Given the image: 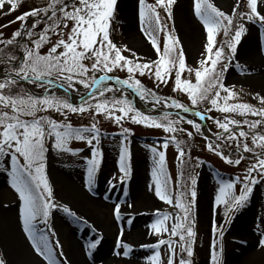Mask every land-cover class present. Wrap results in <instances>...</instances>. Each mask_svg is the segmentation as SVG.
<instances>
[{"label": "snow or ice", "instance_id": "snow-or-ice-1", "mask_svg": "<svg viewBox=\"0 0 264 264\" xmlns=\"http://www.w3.org/2000/svg\"><path fill=\"white\" fill-rule=\"evenodd\" d=\"M21 2L0 0V11L7 4L4 14L8 15L17 11ZM117 3L118 0H44L42 6H32L0 25V64L4 65L0 71V169L7 172L9 185L18 196L23 232L47 264H62L59 256L63 253L56 252L60 242H51L55 236L49 224L52 212L59 209L76 220L80 218L66 205L56 202L47 173V154L49 148L57 154L82 152L83 149L70 147L72 141L90 146L86 183L91 188L103 160L98 126L102 117L121 129L120 183L131 176L130 129L124 123L160 129L166 134L159 146L150 147L154 167L148 187L174 211L156 210L149 226L155 243L142 245L153 250L147 257L148 264H194L198 174L191 170L204 163L191 155L194 133L205 141L203 147L224 164L245 165L233 179L217 180L214 204L223 207L225 224H212L210 259L211 264H222L225 226L231 222V214L245 207L255 187L264 184V94L252 95L257 101L253 104L242 99V89L227 83V73L247 32L246 24H259L264 29V0H235L231 14L212 0H193L194 14L206 33L201 58L195 65L187 63L185 49L175 35L176 28L168 23L173 21L177 0H138L140 31L156 56L147 61L126 44L118 46L113 41ZM16 23L19 27L6 37L2 29ZM221 33L225 39L218 40ZM118 72L126 76L121 78ZM144 78L152 80L153 87H147ZM57 81L62 95L54 91ZM110 81L114 84L107 83ZM25 84L41 91L26 88ZM162 87H170L172 93L185 99L160 95ZM72 91L80 93L78 104L68 95ZM130 96L138 97L148 110L139 108ZM74 116L87 118L91 123L76 127ZM194 118L211 121L216 131ZM170 145L175 146L178 161L174 184L166 170ZM6 159L10 161L8 168L3 163ZM108 183L110 188L116 187L112 180ZM113 214L116 220L123 219L119 203L115 204ZM127 222L131 224L132 219ZM41 224L45 227L38 226ZM256 227L260 231L258 244L264 249V229L260 224ZM120 236L116 247L122 249L123 257H129L132 248L122 243ZM100 243V239L89 242V250ZM0 264H7L3 255Z\"/></svg>", "mask_w": 264, "mask_h": 264}, {"label": "rangeland", "instance_id": "rangeland-1", "mask_svg": "<svg viewBox=\"0 0 264 264\" xmlns=\"http://www.w3.org/2000/svg\"><path fill=\"white\" fill-rule=\"evenodd\" d=\"M36 1L39 2V6H42L44 3V0ZM147 2L154 3V0H147ZM212 2L222 11L231 14L235 0H212ZM8 7L6 4L5 10L0 11V17L4 15V11H7ZM173 11V21L168 23L170 25L174 24L176 28L175 35L180 38L185 49L187 63L195 65L201 58L200 53L206 41V33L202 23L194 14L193 0H177ZM246 28L247 32L242 37L240 45H238L237 57L227 73V83L230 85L235 84L237 90H243L242 99L244 101L257 104V101L253 100L251 96L255 95L256 92L264 94V29H261L259 24H246ZM188 29L191 31H188ZM111 35L113 41L118 46L126 44L138 56L143 57L145 61L156 58L150 42L147 41L140 31L138 0H118L116 20L113 22ZM223 39L225 37L221 33L218 36V40ZM163 40L164 37L161 33V46L163 45ZM246 45L250 46L249 51L253 50L254 55L258 58L259 61L255 62L257 65L244 60L243 54L246 50ZM125 54L129 55L128 53ZM236 64H239L240 67L237 68ZM261 67L263 71L260 70ZM116 74L121 78L126 76V73L118 72ZM258 74L260 78H257ZM143 83L147 87H153L154 82L144 78ZM56 84H59V82L57 81ZM33 90L36 92L41 91L40 89ZM54 91L57 95H62V91L56 86H54ZM72 92L78 98L80 97V93L84 92V89L81 86L80 93ZM159 94L174 95L177 99H185L179 94L172 93L170 87H162L159 89ZM212 115H216V113H212ZM56 118L59 117L57 116ZM72 119L76 127L81 125L87 126L91 123L87 118L81 119L74 116ZM99 119L100 124L98 126L101 128L102 133L100 147L103 151V160L97 173L96 181L91 188L86 183V162L87 158L91 157L90 146L81 141H72L70 144L71 148L83 149L77 155H71L70 153L57 154L55 150L49 148L47 154V173L56 202L59 205H66L71 212L75 213L76 217L80 218L76 220L63 211L54 209L49 221L52 231L55 232V236L51 237V242L55 245V242L59 240L60 244L56 248V252L57 254L63 253L62 256H59L62 264H72L70 253L62 239V232L56 225V222L61 223L63 230L68 229L71 235L69 236L70 238H74L79 244H83V248L78 250L80 257H84L86 261L95 263L98 256L102 254V248L106 245V241L104 240L105 235L98 229L99 223L105 221H101V218H107L116 226L114 231L120 232L123 229L121 242L129 244L132 248L129 257H123L122 249H117V251L121 252V255H119L120 260L129 264H148L147 257L152 255L153 250L142 247V245L155 243L156 238L149 234V226L155 219L156 210L174 211V209L156 198L148 187L152 183L151 172L154 167L153 154L150 151V147L159 146L161 142H143L138 140L137 136L165 138L166 134L160 129L146 128L141 125L131 124V122L124 123V127L130 129L128 147L131 152V176L124 183H120L118 161L122 140V136L120 135L121 129L110 120H105L102 117ZM194 119L201 123L197 118ZM204 122L207 124V128H210L213 132L216 131L211 121ZM184 127L192 130L188 125H184ZM195 136L193 143L195 150L194 158L198 157L204 163L199 168H193L192 170V174H198L196 185L197 202L194 209L197 222L194 264H211L210 245L211 240L214 238L212 224L213 222L217 225L225 224V217L222 214L223 207L217 208L214 204L218 189L217 180L219 178H223L224 180L233 179L236 175L242 173L245 165L242 163L239 167H233L224 164L218 157L203 147L205 141L202 137ZM166 156V170L171 175L174 184L178 173V161L174 145L169 146ZM3 163L5 168L10 167V161L7 159ZM136 167L140 168L142 175H136ZM143 175L147 177V185L144 183ZM8 180L7 172L0 169V255L4 256L7 264H20L11 254L12 251L9 247L13 243V240L11 241L12 232L30 256L34 258L41 256L35 252L29 240L27 243V236L23 232L21 221H18V223L11 221L14 215L15 217L16 215L19 216V200L17 194L11 189ZM109 180H112L116 184L115 188L109 187ZM125 189L127 190L126 193ZM238 190L239 186H237V193ZM137 192L138 194L146 195L150 203L142 206L138 205L134 201L136 196L134 194H137ZM79 197L83 199L84 203L82 206L84 207H79L78 203L74 200H77ZM92 201L100 204V207L90 208L93 215L85 209V206L89 205L88 203L93 204ZM144 202L143 200L141 203ZM117 203L121 205L122 220H116L113 214L114 206ZM128 219H132L131 224L127 222ZM8 221L11 224H8ZM257 224H260V228L264 229V184L255 187L252 197L245 207L231 214V222L225 226L222 264H264V257L254 258L261 254L264 256V249H261L258 244L260 231L257 230ZM38 226L41 228L45 227L42 224ZM142 228L146 232L145 240H139L140 234L137 230H141L143 233ZM45 231H48V229L45 228ZM95 239H100L101 243L95 249L89 250V242ZM113 239L115 238L111 237V241ZM115 248H117L116 245ZM161 254L166 260L164 248L161 249ZM121 261H113L110 264H122Z\"/></svg>", "mask_w": 264, "mask_h": 264}, {"label": "bare ground", "instance_id": "bare-ground-1", "mask_svg": "<svg viewBox=\"0 0 264 264\" xmlns=\"http://www.w3.org/2000/svg\"><path fill=\"white\" fill-rule=\"evenodd\" d=\"M188 31H191L188 29ZM194 32V31H193ZM250 45V44H249ZM250 49V46L248 47V45H246V50L244 51V54H243V58L245 61H250L253 65H255L256 63L255 62H258V58L254 55L253 53V50L249 51ZM257 65V64H256ZM262 67H261V69ZM260 74V73H259ZM259 74L257 76V78H260L259 77ZM136 175L140 174L142 175L141 173V170L139 167H136ZM143 180H144V183L145 185H147V177H145V175H143ZM134 195L135 198H134V201L137 202L138 205H146V204H149L150 203V200H148L146 198V195H143V194H137L135 193ZM139 195V196H138ZM138 196V197H137ZM77 203H78V206L79 207H84L82 206V204L84 203L82 200L81 197H79L77 200L74 199ZM145 201L144 203H141L142 201ZM92 203H88L89 205H86L85 206V209H87L90 214H92L91 212V209L90 208H97L98 206L100 207V204L97 203L96 201H92ZM86 203V202H85ZM93 215V214H92ZM102 220H105V221H102ZM11 221H13V223H18V221H20L19 219V216L15 215L11 218ZM101 221L99 223V230L103 232V235H105V241H106V245L102 248V254L100 256H98V259L96 260L95 263H91V261H86L84 259V257H80V255L78 254L80 250V248L82 249L83 248V244L82 243H78V241L74 238H70L69 236H71L69 234V231L68 229L67 230H63L62 229V226H61V223L59 224L58 222H56V225L58 227V229L62 232V239H63V242L64 244L67 246L68 248V251L70 253V256H71V261H72V264H110L111 262H117V261H121L119 256L116 255V252H117V248H115V245H116V242H117V237L120 236V232L119 231H114V229H116L115 225L112 224L109 219L105 218H101ZM10 222L8 221V224ZM11 224V223H10ZM73 228V227H71ZM143 229V228H142ZM137 232H139L140 234V239L139 240H145L144 238L146 237V232L144 231L143 229V233L141 230H137ZM142 233V234H141ZM135 236V234H133ZM245 235V234H244ZM25 236V235H24ZM11 241L13 242L9 247L11 248V254L14 256V258H16V260H18V263L20 264H47V262L42 258V257H33V256H30L22 247V245H20V242L19 240L15 237V235L11 234ZM111 237L112 238H115L111 241ZM127 238L129 239V236L127 235ZM131 238V237H130ZM76 240V241H75ZM120 240H122V236H120ZM116 241V242H115ZM22 243V242H21ZM27 243H28V239H27ZM30 243V241H29ZM32 251V250H31ZM263 254L261 255H258L257 257H254V258H263ZM122 264H129L128 262H123L121 261ZM131 264H134V263H131Z\"/></svg>", "mask_w": 264, "mask_h": 264}, {"label": "trees", "instance_id": "trees-1", "mask_svg": "<svg viewBox=\"0 0 264 264\" xmlns=\"http://www.w3.org/2000/svg\"><path fill=\"white\" fill-rule=\"evenodd\" d=\"M32 6H39V2H37L36 0H22V2L20 4V7H19V9L17 11L11 12L8 15L4 14L3 16L0 17V25H4V24L8 23L9 21L14 20L16 16L20 15L22 12L28 10ZM18 27H19V23H16V24H12L8 28L2 29V30L4 31V34L7 37V36H10V34ZM53 115H54L55 118L57 117L56 114H53ZM195 137L196 136H195V133H194V136L191 138V143L192 144L194 143V138ZM179 138L180 139H188L187 137H182V136H180ZM194 153H195V150H194V147H193L192 151H191V155L193 157H194Z\"/></svg>", "mask_w": 264, "mask_h": 264}, {"label": "water", "instance_id": "water-1", "mask_svg": "<svg viewBox=\"0 0 264 264\" xmlns=\"http://www.w3.org/2000/svg\"><path fill=\"white\" fill-rule=\"evenodd\" d=\"M3 67H4V65L0 66V71L3 70ZM107 83L114 84V81H110V82H107ZM24 86L26 88L32 89V85L25 84ZM54 86H56L57 88H59L62 91V94H63V89L60 88L59 84H56L55 83ZM68 95H69V97H70V99H71V101L73 103L80 102V97L76 98L74 96L73 92H69ZM129 98L133 99L135 101V103L137 104V106L139 108H141L142 110H145V111L148 110V106H146L145 104L141 103L138 97L130 96ZM188 115H191V114H188ZM202 124H204L203 121H202ZM205 132H206V129H205ZM206 134H208V133L206 132ZM137 139L140 140V141H143V142H163V139H161V138H154V137H141V136H137Z\"/></svg>", "mask_w": 264, "mask_h": 264}]
</instances>
